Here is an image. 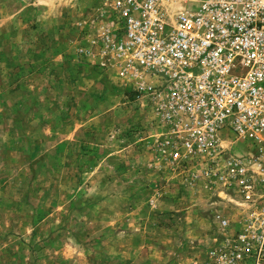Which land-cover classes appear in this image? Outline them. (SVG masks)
<instances>
[{
    "label": "rangeland",
    "instance_id": "1",
    "mask_svg": "<svg viewBox=\"0 0 264 264\" xmlns=\"http://www.w3.org/2000/svg\"><path fill=\"white\" fill-rule=\"evenodd\" d=\"M115 18L103 0H0V264H233L225 243L263 198L218 175L252 148L226 134L218 164L170 161L119 75Z\"/></svg>",
    "mask_w": 264,
    "mask_h": 264
},
{
    "label": "built area",
    "instance_id": "2",
    "mask_svg": "<svg viewBox=\"0 0 264 264\" xmlns=\"http://www.w3.org/2000/svg\"><path fill=\"white\" fill-rule=\"evenodd\" d=\"M103 2L116 14L104 36L119 75L153 105L170 161L215 165L226 134L249 142L250 155L227 157L218 178L263 205L225 244L233 264H264V0Z\"/></svg>",
    "mask_w": 264,
    "mask_h": 264
}]
</instances>
